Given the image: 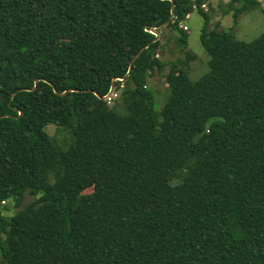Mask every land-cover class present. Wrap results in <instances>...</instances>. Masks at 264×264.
Returning <instances> with one entry per match:
<instances>
[{
	"label": "trees",
	"instance_id": "trees-1",
	"mask_svg": "<svg viewBox=\"0 0 264 264\" xmlns=\"http://www.w3.org/2000/svg\"><path fill=\"white\" fill-rule=\"evenodd\" d=\"M207 1L0 0V264H264V32L209 29ZM194 11L208 72L172 63L158 111Z\"/></svg>",
	"mask_w": 264,
	"mask_h": 264
},
{
	"label": "rangeland",
	"instance_id": "rangeland-1",
	"mask_svg": "<svg viewBox=\"0 0 264 264\" xmlns=\"http://www.w3.org/2000/svg\"><path fill=\"white\" fill-rule=\"evenodd\" d=\"M259 7H254L252 10L241 15L238 20H234L232 14L224 15L226 4L229 0H208L204 6L205 12L210 14L209 29H216L218 31L232 30L237 39L250 42L258 38L264 32V0H257ZM189 18L184 22L189 30V42L188 52H181L180 46H178L175 37L169 41L164 40L166 47L162 59L166 62V66L162 72H155L150 78L148 86L156 92L157 101L155 103L156 110L160 111L165 100V96L168 93V86L165 76L168 73L172 63H179L180 61H188L190 66V78L197 80L208 72L207 61L209 60L204 48L201 44V34L205 25L204 17L198 12L194 11ZM168 32H164V35ZM178 37V36H177ZM117 101H108V106L111 107L116 104ZM48 132L51 136L55 137L59 142L68 139V134L55 126L48 128ZM90 192V190H87ZM33 200L29 194L24 199L23 206L27 205ZM9 214H15L19 209H16L12 203H10ZM1 260V250H0Z\"/></svg>",
	"mask_w": 264,
	"mask_h": 264
},
{
	"label": "water",
	"instance_id": "water-1",
	"mask_svg": "<svg viewBox=\"0 0 264 264\" xmlns=\"http://www.w3.org/2000/svg\"><path fill=\"white\" fill-rule=\"evenodd\" d=\"M174 3H173V5H172V16H171V21H169V22H167L166 24H164V25H162V26H159V27H156V28H152V30H151V32L156 36V39L154 40V41H157L158 39H159V33L156 31V30H160V29H163V28H165V27H167L170 23H174L175 22V20H174ZM153 41V42H154ZM152 42V43H153ZM150 45V44H149ZM149 45L148 46H146L135 58H134V60H133V62L132 63H134V61L139 57V55L145 50V49H147L148 47H149ZM131 70H132V68H130L129 69V71H128V73H127V76L130 74V72H131ZM117 80H120V81H122V80H124V78H119V79H114L113 80V82H112V85H111V88H110V91H109V93L104 97V99L106 100L113 92H114V90H115V82L117 81ZM37 82H38V80H37ZM36 82V83H37ZM37 86V85H36ZM36 86H35V88H36ZM55 92L57 93V91L55 90ZM21 114V113H20ZM2 117H4V116H2Z\"/></svg>",
	"mask_w": 264,
	"mask_h": 264
},
{
	"label": "built area",
	"instance_id": "built-area-1",
	"mask_svg": "<svg viewBox=\"0 0 264 264\" xmlns=\"http://www.w3.org/2000/svg\"><path fill=\"white\" fill-rule=\"evenodd\" d=\"M205 5H203V7H204ZM185 22V21H184ZM184 22H181L180 24H179V27L181 28V29H183V30H187V26H186V24L184 23ZM115 94H114V92L106 99V100H109L112 96H114Z\"/></svg>",
	"mask_w": 264,
	"mask_h": 264
},
{
	"label": "crops",
	"instance_id": "crops-1",
	"mask_svg": "<svg viewBox=\"0 0 264 264\" xmlns=\"http://www.w3.org/2000/svg\"><path fill=\"white\" fill-rule=\"evenodd\" d=\"M189 18V17H188Z\"/></svg>",
	"mask_w": 264,
	"mask_h": 264
}]
</instances>
